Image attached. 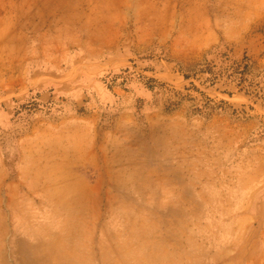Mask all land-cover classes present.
I'll return each mask as SVG.
<instances>
[{
    "label": "rangeland",
    "instance_id": "obj_1",
    "mask_svg": "<svg viewBox=\"0 0 264 264\" xmlns=\"http://www.w3.org/2000/svg\"><path fill=\"white\" fill-rule=\"evenodd\" d=\"M0 264H264V0H0Z\"/></svg>",
    "mask_w": 264,
    "mask_h": 264
}]
</instances>
